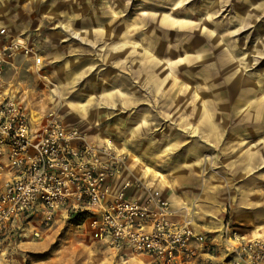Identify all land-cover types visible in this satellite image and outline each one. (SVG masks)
<instances>
[{
    "label": "rangeland",
    "instance_id": "obj_1",
    "mask_svg": "<svg viewBox=\"0 0 264 264\" xmlns=\"http://www.w3.org/2000/svg\"><path fill=\"white\" fill-rule=\"evenodd\" d=\"M0 22L42 60L16 54L1 93L111 142L116 184L156 190L176 220L211 230L215 260L198 264L228 261L230 230H264V0H0ZM89 221L61 215L0 264H161L117 255Z\"/></svg>",
    "mask_w": 264,
    "mask_h": 264
},
{
    "label": "built area",
    "instance_id": "obj_2",
    "mask_svg": "<svg viewBox=\"0 0 264 264\" xmlns=\"http://www.w3.org/2000/svg\"><path fill=\"white\" fill-rule=\"evenodd\" d=\"M18 53L41 57L26 37L0 25V252L25 236L40 237L59 216H86L105 245L142 254L161 264H189L213 253L214 242L188 220H176L168 201L151 190L143 198L127 191L140 187L115 177L124 162L111 142L96 143L53 112L31 113L1 93L4 67ZM228 264H264V238L226 235Z\"/></svg>",
    "mask_w": 264,
    "mask_h": 264
},
{
    "label": "crops",
    "instance_id": "obj_3",
    "mask_svg": "<svg viewBox=\"0 0 264 264\" xmlns=\"http://www.w3.org/2000/svg\"><path fill=\"white\" fill-rule=\"evenodd\" d=\"M0 25H3L7 28V26L0 22ZM8 29V28H7ZM9 33L13 34V35H20V34H15L13 32H11L9 29H8ZM19 55H22V54H19ZM153 57V56H152ZM145 58V56L143 57V59ZM28 59V58H27ZM153 59V58H152ZM42 65V64H41ZM5 68V67H4ZM170 70V69H169ZM201 110L198 112V120L199 122L201 123V126H204L207 128V127H210V131H212L213 128H215V124H214V119L212 118V115L211 116H207L206 115V110H207V107L203 104V106L200 108ZM67 126H72L68 123H66ZM213 132H218V129H214ZM111 141V139L109 140ZM141 168H142V165H140L137 170H136V173H138L139 171H141ZM125 170H123L122 172V176H128V173L124 172ZM118 184H116V182L114 183V186L116 187ZM127 193L130 195V196H133L135 198H139L137 196L134 195V190L132 188H129V190L127 191ZM172 208L174 211L177 212V209H176V205H174V203H172ZM198 232H202L204 233L203 231H211V230H196ZM237 232H239V234L243 235L244 237H249V238H257V237H262L264 238V230H236ZM206 234L209 239H211L214 244L216 245L215 241L213 240V237L211 234L209 233H204ZM112 250V249H111ZM114 251V250H113ZM117 255H120L121 257H127L126 259H128L129 257L133 256V255H142V254H126V256H124L123 252H119L117 250L114 251ZM143 256H146V255H143ZM149 257V256H148ZM151 258V257H150ZM214 258V254L213 253H203L201 254L196 260H194L193 262L189 263V264H198V263H202V262H208V261H214L215 259ZM213 259V260H212ZM153 260V259H152ZM176 264H185V263H176ZM225 264H228V261L225 263Z\"/></svg>",
    "mask_w": 264,
    "mask_h": 264
},
{
    "label": "bare ground",
    "instance_id": "obj_4",
    "mask_svg": "<svg viewBox=\"0 0 264 264\" xmlns=\"http://www.w3.org/2000/svg\"><path fill=\"white\" fill-rule=\"evenodd\" d=\"M125 169V168H124ZM174 211V210H173ZM174 214H176V211H174Z\"/></svg>",
    "mask_w": 264,
    "mask_h": 264
}]
</instances>
